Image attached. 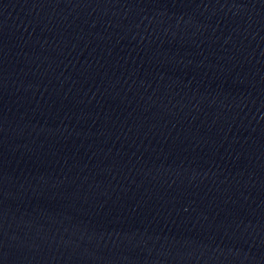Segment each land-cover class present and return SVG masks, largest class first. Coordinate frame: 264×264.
Returning a JSON list of instances; mask_svg holds the SVG:
<instances>
[{
  "label": "water",
  "instance_id": "1",
  "mask_svg": "<svg viewBox=\"0 0 264 264\" xmlns=\"http://www.w3.org/2000/svg\"><path fill=\"white\" fill-rule=\"evenodd\" d=\"M0 264H264V0H0Z\"/></svg>",
  "mask_w": 264,
  "mask_h": 264
}]
</instances>
